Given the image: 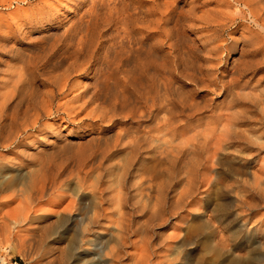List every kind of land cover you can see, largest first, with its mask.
<instances>
[{
    "label": "rangeland",
    "instance_id": "374dc122",
    "mask_svg": "<svg viewBox=\"0 0 264 264\" xmlns=\"http://www.w3.org/2000/svg\"><path fill=\"white\" fill-rule=\"evenodd\" d=\"M107 1L0 0V86L6 87L7 82L27 66L35 69L32 87L13 98L8 96L0 119L1 146L6 145L3 141H12L20 132L22 135L19 139L22 147L18 151L14 145L7 151L0 148V223L11 226L26 218L35 228L25 244L18 245L16 253L1 242L0 252L10 253L25 264H59L60 260L63 264H264V33L250 23L248 16L244 20L246 11L241 6L239 9L245 13L240 14L230 0H176V3L163 0L173 2L175 16L185 15L180 20L179 34L177 30L173 34V42L179 47L184 45L178 48L179 55L190 57L184 58L188 68L197 77V71L206 72L215 86L212 90L183 81L180 92L196 100L199 107L207 110L205 114L215 116L204 120L203 127L206 123H215L218 115H229L235 125L230 128L229 136L215 134L221 139L215 156L208 149L199 155L183 153L173 162L161 157L153 146L145 148L124 181L131 151L115 150L113 146L121 132L130 133L135 126L143 134L146 124L137 125L129 120L101 123L87 116L92 106L81 109L78 104L69 103L75 96L93 90L103 78L106 67L101 61H91L68 74L66 79L61 68L51 67L57 57L51 46L66 38L76 41L80 35L76 34L87 27L91 8L97 7V13L101 14V10H105L102 4ZM127 2L140 9L143 6L141 11L144 12L163 4L161 0ZM99 5L104 7L100 10ZM156 13L158 17L154 14L150 18L155 24L144 33L146 46L142 52L135 51L130 61H126L123 54L115 57L114 49L110 53L108 61L112 62V72L116 71L109 81L111 97L118 95L128 78L135 87L131 89L137 92L144 67L150 70L145 66L151 59L146 55L148 43L160 36L155 25L163 19L164 12L157 10ZM224 15L234 17V23L223 25ZM189 24L194 30L185 27ZM117 28L120 27H101L98 43L105 47L112 44L119 49L125 40L119 38L117 31L121 28ZM168 28H174L173 24L164 27ZM212 33H215L213 37ZM164 45L158 49L162 56L169 50L167 42ZM156 61L161 63L162 58ZM55 79L58 80L56 85ZM59 86L62 91L56 94ZM45 94L54 95L49 102L51 110L47 109L49 114L41 112L49 104L45 103ZM37 113L39 120L33 130L24 135L29 128L25 124ZM192 135H188L189 138ZM61 137L66 140L59 143ZM93 140L95 142L88 145ZM40 141H47L46 149L38 156L29 157L30 153L35 155ZM89 146H93L94 153L109 152L104 155V175L99 176L94 171L83 183L77 174L87 169H82L77 155L90 154ZM206 154L207 160L197 166L198 158L203 159ZM187 175L192 178L191 182H187ZM53 177L58 180L56 192L36 202L30 201L31 181L39 178L48 185ZM98 204L102 216L93 226V232L80 243L73 231H80L81 221L89 217ZM260 222L258 230L256 226ZM26 226L22 223L21 228ZM55 234L60 235L59 242ZM21 252L29 253L32 261L19 255Z\"/></svg>",
    "mask_w": 264,
    "mask_h": 264
},
{
    "label": "bare ground",
    "instance_id": "6f19581e",
    "mask_svg": "<svg viewBox=\"0 0 264 264\" xmlns=\"http://www.w3.org/2000/svg\"><path fill=\"white\" fill-rule=\"evenodd\" d=\"M99 1L101 2V0H99ZM127 1H129V0H108L107 3L104 2L102 4L105 6V10L104 9L101 10L102 7H104V6L99 5L100 7L102 6L100 8V10L103 11V13L101 12V14L97 13V11H96L97 7L95 8V6H93V4H92L93 7L91 8V11L89 14L90 20L86 24L87 25L86 29L84 31H79L76 34V35L80 34V35H78V39L76 41L75 40L73 41L72 39H68V38H66L64 41L58 40L57 43H55L53 46H51L53 52L56 51L55 53L57 56L56 61H54L55 64L51 65V67L53 66V68H55V69L61 68V70L63 71L62 76H64L65 79H66V76H68V74L75 72L76 70L83 67L84 65L90 64L91 61L98 62V63H100V61H101V63L105 64L104 66L106 67V72L104 70L105 74L103 75V78L100 77L101 80L98 81V84L96 85V87L93 90H89V91L81 93L80 95L75 96V98L70 100V102H69L70 104H73V105L78 104V108H81V109L83 107L84 108L87 107L88 105L92 106V108L89 111V113L87 114V116L91 117V118H95L96 121L98 120V122H101V123H109V124L111 123L112 124L115 121L122 123V121L129 120L131 122H135L137 125L139 123L143 124V125L146 124L143 127V131H142L143 134H140L141 132L139 133V131H137V128H135V126L133 127V130H131L130 133H128V132L125 133L126 131L125 132L120 131L121 133L118 136V140H116V143L113 146V149H115V150L128 149L131 151L130 152L131 153L130 154L131 159L127 163L126 168L124 169V176H123L124 181L129 177V174L131 172L130 170L133 167V162L137 158L138 154L141 151H143L145 148L148 149V148L153 146L155 149L158 150L159 155L161 157H163L167 161H168V159H172L173 162L175 160H178V158L181 157L183 153H189L192 155L193 154L199 155V153H202L203 151H208V149H209L212 152V154L214 155V153L219 149L220 143H221V139L216 137L217 135L215 136V134L220 132L221 134L224 133L225 135L229 136L230 135L229 134L230 128L233 125H235V124L232 125V123L230 121V119H232V118L229 119V117H230L229 115H218L216 117L217 119H216L215 123H213L212 125L211 124L207 125V123H206V125L203 127L202 123L204 122V120H212V119H214L215 116L213 114L212 115L205 114L207 110L205 111L203 108L199 107V105H197L194 102L196 100L193 101L190 97H187L188 95H185L184 93L180 92V91H182L181 89H182V84H183L182 82L183 81H189V83L191 82V83H193V85L198 84V86L204 85V87H207V88L209 87L212 90L214 89L212 87H215V86H214V84H212L214 81L212 82L210 80V78L208 77L209 75L206 74V72H200V71L198 72L197 71V73L199 75V77H197L195 75V72H192V69L188 68V66H187L188 61L185 60L188 57L185 54L186 58L184 57L185 58L184 59L183 56L179 55V53H178V48L183 47L184 45L183 46L180 45V47H179L177 44H175L173 42V38L175 37V36L173 37V34L176 30H177V32H178V29L181 30L182 25H181L180 20H181V18L185 17L184 14L180 13V14L176 15L177 16V19H176V16L174 15L176 13V10H175L176 6L175 7L172 6L173 2L176 3V0H174L172 3H169L167 1L164 2L163 0H161L163 2V4L159 5L158 9L152 8L151 10L145 11V12L141 11L143 6L140 9L139 8L140 6L135 7V6L131 5L132 8H130L131 3L129 4ZM229 2L233 3L235 10H238V11L240 10L239 7L242 6L243 10L246 11V15H243L244 20H246L247 19L246 16H248V20L250 21V23L259 32L264 33V17H263L264 16V0H230ZM134 3H135V1H134ZM228 4H230V3H228ZM144 8H146V7H144ZM155 10H156V12H157V10L158 11L162 10V12H164V13H162L163 19H160L158 22H156V25H155V30H157V34L160 36L158 38H156L153 43H151L152 41L150 43H148L149 48L147 49L148 51L146 52V55H149V58H151V59L148 63H145V66L147 65V67L150 68L151 72H150V70H147L144 67V69L147 70L146 72H148L149 75L147 73V75H148L147 76L145 74V70H144V77L140 76L142 79L140 78L139 89L137 92H135L133 90V88L131 89V87H134V86H132V80L130 81V79L128 78V80L126 82L124 81V83L122 85V90L118 92V95H116L115 97H111L112 93L109 91L110 90L109 81L112 80V77L116 71L114 72V70H113L114 73L112 72V69H111L112 62L108 61V58H110L109 57L110 53L114 49L113 53H114L115 57H119L121 54H123L124 56H126V58H125L126 61H130V59L132 58V55H133V53H135V51L138 54H139V52H142L146 46L145 38L143 37L144 33L146 30L150 29L153 24H155V22H153L152 19H150L156 13ZM244 11L240 10L239 13L240 14L245 13ZM177 12H178V10H177ZM179 12H180V10H179ZM211 13L212 12H210V14ZM218 15H220V14L218 13ZM237 16H238V14H237ZM85 17H88V16H85ZM218 17L216 18L217 20H218ZM190 18H191V16H190ZM244 20H242V21H244ZM193 21H191V22L193 23ZM211 21H213V20H211ZM234 21H235L234 17L228 18L224 15L221 18V22L223 23V25H224V23L227 24L228 22L234 23ZM185 22H187V21H185ZM83 23L84 22H82V24ZM159 23H162L164 25V27H168L169 25L173 24L174 28H168V30H165L164 27H162V24L160 25ZM182 24H184L183 20H182ZM202 24H199V25H202ZM112 25H114L116 27L119 26L121 28V29L119 28L120 32L117 31V35L119 36V38L120 37L122 38V41L125 40V44H126L125 45L123 43L121 46H119V49H117V50L115 48V45L109 44L108 47H105L102 44L98 43V40L100 38V34L102 32V31L100 32V28L101 27L106 28V27H110ZM185 27L188 29L194 30L193 25L189 24V25H186ZM71 28H73V27H71ZM206 28H207V26H206ZM71 30L73 31L74 29H71ZM154 32L155 31H153V33ZM115 34H116V32H115ZM162 34H164V36H162ZM178 34H179V32H178ZM214 34L215 33H212L211 37H213ZM66 35L68 36V34H66ZM66 35H65V37H67ZM176 37H177V34H176ZM207 37H208V35H207ZM184 38L185 37H183V39ZM160 39H162V40H160ZM178 41H179V39H178ZM164 42H167L169 50L166 54H164L162 56L158 53V49H161V47H163ZM183 42H180V43H183ZM209 42H211V41H209ZM182 49H184V48H182ZM185 50H186V48H185ZM181 51L183 52V50H181ZM144 54L145 53H143V55ZM135 56L137 59V55H135ZM158 57L162 58L161 63L156 61V58H158ZM40 58H38V59L35 58L34 60L39 61ZM140 59H142V58H140ZM41 60H42V58H41ZM122 60H124V59H122ZM49 61H50V59H49ZM35 65H36V63H35ZM46 65H45V68H46ZM32 68H30L28 66L23 68L22 70L18 71V73L15 76H13L11 78V81L9 80V83L7 82L6 87L2 88L3 86L2 87L0 86V89L2 88L0 90V119L2 117L1 112L3 109V104L6 105L7 101H5V100L8 99V96H12V98H13V95H19L23 91H26L25 90L26 88L32 87V81L35 78L34 77V72H35L34 70L35 69L33 70ZM202 69H204V68H202ZM205 69H207V68H205ZM47 70H48V68H47ZM194 70H195V68H194ZM101 72H102V70H101ZM140 73H142V72H140ZM57 81L58 80H56L54 82L55 85H56ZM138 81H139V78H138ZM2 85L5 86V84H2ZM61 91H62V87L59 86L56 94H58ZM192 93L193 92H191V94ZM175 95L177 98L175 97ZM53 96H52V94H45V96H44L46 98L45 103L47 104V103L51 102ZM4 102H6V103H4ZM42 107H40V108H42ZM50 108L51 107H50V103H49L47 106L42 108L41 112H43V111L46 112L47 109L49 110ZM34 111L36 112L37 110H34ZM49 111H47L48 112L47 114H49ZM226 111H228V110H226ZM38 116H39V114L37 113L36 116L33 117L32 121H30V120L27 121L28 124H25V125H26V127H29V128L27 129V131L25 130V132L23 133L24 135L26 134V132H28V130H33L34 125L37 123V120H39V119H37ZM88 119H90V118H88ZM88 119L86 118V120H88ZM141 127H142V125H141ZM52 128H54V127L52 126ZM190 134H193L192 135L193 137L191 136L192 138H189L188 135H190ZM21 136L22 135L20 132V134L18 136H15L13 139H12V137L10 138V140L12 139V141L9 142V140H5V143L3 141L2 143L6 144V145H4V146L0 145L1 146L0 148L2 150L7 151L14 145L13 146L14 149L18 151L22 147L21 143L19 142V139L21 138ZM62 138L63 137H61V139ZM45 139L46 138H44V140ZM64 139L65 138H63L61 141H59V143L64 142ZM97 140H99V139H97ZM91 142L92 143L88 142V145L93 144L95 141L93 140ZM45 143H44V141L38 142L39 147H38L37 151H35V155L30 153L31 155L29 156V154L27 153L28 156L29 157L38 156L37 154L43 152L46 149ZM96 143H97V141H96ZM32 146H36V144L35 145L33 144ZM66 146H67V144H66ZM92 147L93 146H89V148H88V150H90L89 151L90 154H87V152H85V153L83 152V153H79L77 155L78 156L77 161H78V163H80L82 169L88 170V171L85 170V172H83L81 170L80 175L77 174V176H79L78 179L83 183L86 182L85 180L88 177L89 173H93L94 171H96L95 173H99V176H101L103 174V172H105L104 161L106 160V156H104V155L106 152H109V151H106L105 153L104 152L98 153V151L95 150L96 153H94V152H92ZM62 148L66 149L68 147H62ZM107 149H110V148H107ZM107 149H105V150H107ZM21 151H19V152H21ZM158 152H155V154L156 153L158 154ZM23 153H25V150ZM207 153L210 154L209 152H207ZM182 160H184V159H182ZM206 160H207V154H206V157L203 159H201V157L198 158L197 166L202 165V163L204 164V161H206ZM47 173H49V172H47ZM56 174L58 175V173H56ZM53 176H54V174H53ZM50 178H52V177H50ZM57 178H58V176H57ZM186 180H187V182H191L192 178L191 177L189 178L187 175ZM50 181H48L49 183L47 185L44 181L40 180L39 178H34L31 181L30 186H28V188H29V191H28L29 197L28 198L30 199V201L36 202L38 200H41L42 198H44V196H48L50 193H53L56 189H58L57 188V186H58L57 181L58 180L56 181V179L53 177V179H50ZM88 181H87V184H88ZM99 195H100L99 199L102 200L101 192H99ZM102 212L103 211H102L100 205L99 204L96 205L95 208L92 209V213L90 214L91 216L89 215V217H87L86 219L81 221L82 223L80 225V231H78V230L73 231L77 240L80 243L84 242L85 236L87 234H90L91 232H93L92 228H93V226L98 224L97 219H99L102 216ZM26 221H27V219L23 218L21 222L17 221L15 223L11 224V226L8 224L6 225L3 223L2 224L0 223L1 224L0 225V242L3 244H8L9 250L12 253L17 252L18 245L23 246L25 244L26 239L30 236L32 230L35 228L32 221H28L29 224ZM22 223H25L28 226H26L25 229H22L21 228ZM261 225H262V223L260 222L259 224H257L256 228L259 230ZM116 226H117V224H116ZM55 235L56 236L54 238L55 239L57 238L56 242H59L60 235H58V234H55ZM0 253H2V252H0ZM5 254H7V252ZM19 255H21L22 257H26V258L31 260L29 253L24 254L21 252V254H19ZM59 264H63V261L60 260Z\"/></svg>",
    "mask_w": 264,
    "mask_h": 264
},
{
    "label": "built area",
    "instance_id": "2783aa9c",
    "mask_svg": "<svg viewBox=\"0 0 264 264\" xmlns=\"http://www.w3.org/2000/svg\"><path fill=\"white\" fill-rule=\"evenodd\" d=\"M0 264H25L17 261L16 258L10 256V253H0Z\"/></svg>",
    "mask_w": 264,
    "mask_h": 264
}]
</instances>
